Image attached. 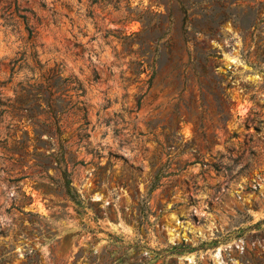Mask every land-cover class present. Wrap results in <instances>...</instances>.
<instances>
[{"label":"rangeland","instance_id":"374dc122","mask_svg":"<svg viewBox=\"0 0 264 264\" xmlns=\"http://www.w3.org/2000/svg\"><path fill=\"white\" fill-rule=\"evenodd\" d=\"M0 264H264V0H0Z\"/></svg>","mask_w":264,"mask_h":264},{"label":"trees","instance_id":"16d2710c","mask_svg":"<svg viewBox=\"0 0 264 264\" xmlns=\"http://www.w3.org/2000/svg\"><path fill=\"white\" fill-rule=\"evenodd\" d=\"M29 31L32 33L31 30H29ZM63 178H64V179H63V186H64L66 192H67L68 194H70L71 191H72V188L70 187V181H69V179H67V175H66V174H64Z\"/></svg>","mask_w":264,"mask_h":264}]
</instances>
